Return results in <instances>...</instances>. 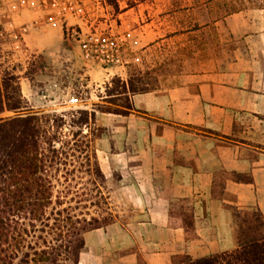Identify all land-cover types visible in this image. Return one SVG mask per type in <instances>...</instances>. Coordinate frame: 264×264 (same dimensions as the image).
<instances>
[{
	"label": "crops",
	"instance_id": "1",
	"mask_svg": "<svg viewBox=\"0 0 264 264\" xmlns=\"http://www.w3.org/2000/svg\"><path fill=\"white\" fill-rule=\"evenodd\" d=\"M212 25L227 32L229 47L216 34L206 38L199 53L204 59L191 57L193 65L209 61L211 68L178 63L168 84L132 96L128 114H95L104 128L96 139L100 169L106 177L120 175L117 192L140 214L132 230L137 252L116 264H137L138 255L147 264H171L185 242L183 229L170 223L175 202L188 203L199 239L207 220L218 234L227 225L224 206L258 209L264 221V8H246ZM113 227L85 234L79 263L84 252L107 243Z\"/></svg>",
	"mask_w": 264,
	"mask_h": 264
},
{
	"label": "rangeland",
	"instance_id": "2",
	"mask_svg": "<svg viewBox=\"0 0 264 264\" xmlns=\"http://www.w3.org/2000/svg\"><path fill=\"white\" fill-rule=\"evenodd\" d=\"M116 1L117 10L103 0H0V69L13 70L19 77L21 92L30 111L62 115L68 123L70 112L91 109L92 104L99 101L103 84L111 76L125 78L130 65L145 68L160 62L170 52L176 64L182 63L185 69L211 68L209 61L203 66L193 65L197 61L191 57L199 60L204 57H200L192 40L217 34L226 42L225 48L229 47L227 32L214 27L210 20L223 14L225 5L239 4V0ZM206 22L207 27L193 31L196 24ZM187 45L195 49L193 56L180 55ZM162 83L168 84L166 80ZM8 115L12 113L3 114ZM67 127L65 124L63 132L66 135H61L56 146L67 149L68 142L73 145L79 151L75 164L80 170L86 167L85 152L95 154L99 164L102 154L96 151V139L104 131L91 141L86 131L85 137L73 139ZM100 129L104 128L95 120L92 133L99 134ZM119 178L114 171L106 177L105 183H101L109 196L114 223L107 243L84 252L79 264H116L121 255L137 252L132 230L140 214L131 212L121 193L117 192ZM71 183L78 188L79 194L94 187L83 173ZM178 206L183 207L179 209ZM181 210L189 214L188 203L175 202L174 212ZM225 210L229 213L228 222L226 220L227 225L220 227L219 234L209 220L203 238H197L194 227V236L179 247L171 257V263L186 255L194 259L214 253L217 247L225 250L233 243L235 246L233 211ZM171 225L175 226L176 222L172 220Z\"/></svg>",
	"mask_w": 264,
	"mask_h": 264
},
{
	"label": "trees",
	"instance_id": "3",
	"mask_svg": "<svg viewBox=\"0 0 264 264\" xmlns=\"http://www.w3.org/2000/svg\"><path fill=\"white\" fill-rule=\"evenodd\" d=\"M103 1L118 9L116 0ZM225 7V12L211 18L210 23L246 8H264V0H239L238 5ZM207 26V22L196 24L193 31ZM206 46L205 37L195 43L198 53ZM190 47L181 49L180 55L194 53L195 49ZM175 64L176 59L170 52L160 62L145 68L130 65L125 78L113 75L104 82L103 95L91 109L70 112L68 123L62 115L30 111L21 92L19 77L13 70L0 69V264L79 263L85 234L111 224L113 215L108 193L101 184L107 179L95 154L85 152L86 167L80 170L75 164L79 151L69 142L67 149L56 146L61 135H66L63 127L68 125L73 139L85 137L86 131L92 141L104 131L100 129L96 135L91 131L96 112L128 114L132 110V96L159 88L173 74ZM5 112L12 115L3 116ZM79 173L86 174L94 185L80 194L71 183ZM233 178L249 181L239 175ZM222 190L223 184H219L215 191L220 195ZM224 208L233 211L236 246L194 259L186 255L171 264H264L261 211H242L233 206ZM172 220L183 229L185 241L194 236L193 214L172 210L170 223ZM137 264L147 263L139 257Z\"/></svg>",
	"mask_w": 264,
	"mask_h": 264
}]
</instances>
